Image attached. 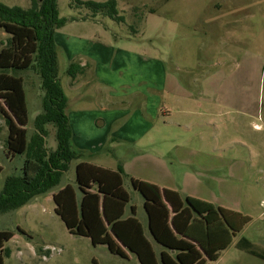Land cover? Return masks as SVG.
Listing matches in <instances>:
<instances>
[{"label": "rangeland", "instance_id": "rangeland-1", "mask_svg": "<svg viewBox=\"0 0 264 264\" xmlns=\"http://www.w3.org/2000/svg\"><path fill=\"white\" fill-rule=\"evenodd\" d=\"M56 3L59 17L67 19L55 32L67 111L85 113L84 136L109 134L107 145L85 161L120 164L138 179L248 217L210 264H264L235 248L244 237L264 253V0H116L121 22L91 17L75 0ZM0 4L26 9L30 1ZM6 38L0 29V48ZM73 61L88 62L95 82L87 73L71 87L66 71ZM21 76L30 136L42 91L34 69ZM135 117L151 125L133 138V129L123 126ZM47 129L46 147L53 148L54 129ZM6 137L0 115V190L8 176L33 170L24 156L7 157ZM130 192L128 205H136L143 218L141 197ZM47 196L0 215V231L14 234L4 245L10 251L4 264H139L127 251L120 258L69 234Z\"/></svg>", "mask_w": 264, "mask_h": 264}, {"label": "trees", "instance_id": "trees-1", "mask_svg": "<svg viewBox=\"0 0 264 264\" xmlns=\"http://www.w3.org/2000/svg\"><path fill=\"white\" fill-rule=\"evenodd\" d=\"M29 1L26 9L0 4V29L7 37L0 48V115L7 129L5 151L7 157L24 156L25 163L33 166L30 173L24 169L22 175L5 179L0 190V215L52 192L76 162L74 184H66L52 195L54 213L69 234L89 239L92 246H105L110 254L120 258H125L127 251L139 264L216 262L249 218L132 178V190L143 199L146 228L136 218L133 205L125 217L130 196L123 187L126 176L122 166L118 164L115 170L94 166L82 161L83 152L72 146L67 98L58 78L54 40L56 30L67 19L59 17L56 0ZM75 5L88 9L91 17L102 14L122 21L117 16L116 0H75ZM88 68L87 63L73 61L66 74L73 81L84 76ZM30 69L39 77L42 97L41 112L35 116L34 131L28 136L21 73ZM47 125L54 129L53 148L46 147ZM13 236L11 231H0V264L9 257L10 251L4 245ZM235 248L264 261V253L244 237L239 238Z\"/></svg>", "mask_w": 264, "mask_h": 264}, {"label": "crops", "instance_id": "crops-1", "mask_svg": "<svg viewBox=\"0 0 264 264\" xmlns=\"http://www.w3.org/2000/svg\"><path fill=\"white\" fill-rule=\"evenodd\" d=\"M54 40H55V36H54ZM80 62V61H78ZM81 65L83 64H88V62H80ZM90 70V67L88 68L87 73H89V79L93 82H95L96 80V76L93 75L92 72L89 71ZM85 74V75H86ZM84 75V77H85ZM83 76L81 77H77L75 80L71 81L70 80V86L71 87H75L77 85H79V78H82ZM161 113L163 114H166V111H161ZM66 114H67V117H68V122H69V125H70V128H71V131H72V138H71V142H72V146L76 149V150H79V151H90L91 154L89 155H85L83 156L82 158V161H85L86 158H91L95 155H97L98 153L96 152L97 150H101L105 145H107V137L108 135L105 137H101V138H98L96 139V137H88V136H84L81 129L84 127L85 125V121H86V115L84 112H76L75 115H69V112L67 111V108H66ZM90 114H88L89 116ZM88 121H90V117L88 118ZM135 122L136 123H139V125H135ZM151 125V122H149L148 120L146 121H143L140 117H135L133 120H129L128 122L125 123V125L123 126V128H126L128 131H131V129H133V131L131 133L134 132V134H131V137H138V136H143L144 134H147L148 131H149V127ZM136 131V132H135ZM130 133V132H128ZM117 134L116 133H112V138L110 141H115L116 140V136ZM124 136V135H122ZM93 140L95 141L93 143ZM104 152L108 153V154H111L113 155L109 150L107 151L106 149H103ZM161 154H163L164 152H161L159 151ZM97 153V154H95ZM93 154V155H92ZM87 162V161H85ZM89 164H92L94 166H97V167H101V168H105V169H110V170H115L116 167H117V163L115 166L113 167H103L101 165H96V164H93V163H90V162H87ZM75 166H76V162H73L72 165L70 166L69 168V171L70 169H72V173L71 172H67L61 182H60V186H58V188L50 193H48V199H50L52 201V195L54 193H56L60 188H62L63 186H65L66 184H70V185H73L74 184V176H75ZM123 168V171H124V174H125V178L123 179V187L124 189L127 191V193L129 194L130 196V200H131V192H134L136 193L135 191L132 190L131 186H130V178L134 179V180H139V181H143V182H146V183H149V184H153L157 187H159L160 189H169V190H172V191H175L177 192L181 198H185L184 196H188V195H185V194H182L180 192H178L177 190L173 189L172 187H169L167 186L166 184H161V183H156V182H152V181H147V180H142V179H138L136 177H134L133 175H130L128 173H126L124 167L122 166ZM63 181V182H62ZM141 197V196H140ZM190 197V196H189ZM132 205V204H131ZM141 211L143 213V218L139 216V210H138V207L136 205H133L135 207V216L136 218L139 220V222L141 223V225L146 228V225H147V218H146V214L144 212V209H143V199L141 198ZM124 214H125V217L129 216L130 214V205H127L125 210H124ZM14 237V236H13ZM46 250V247H43L41 250ZM155 249L156 251L158 252L159 251V248L157 246H155Z\"/></svg>", "mask_w": 264, "mask_h": 264}]
</instances>
